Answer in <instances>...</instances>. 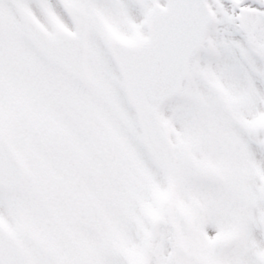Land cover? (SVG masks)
I'll use <instances>...</instances> for the list:
<instances>
[{"label":"snow or ice","instance_id":"6c2138e0","mask_svg":"<svg viewBox=\"0 0 264 264\" xmlns=\"http://www.w3.org/2000/svg\"><path fill=\"white\" fill-rule=\"evenodd\" d=\"M0 264H264V0H0Z\"/></svg>","mask_w":264,"mask_h":264}]
</instances>
